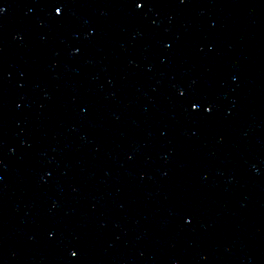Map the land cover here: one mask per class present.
Instances as JSON below:
<instances>
[{"label": "snow or ice", "instance_id": "1", "mask_svg": "<svg viewBox=\"0 0 264 264\" xmlns=\"http://www.w3.org/2000/svg\"><path fill=\"white\" fill-rule=\"evenodd\" d=\"M136 7L139 8V7H141V5H140V4H137ZM2 11H3V9H0V12H2ZM60 12H61V8H60V7H57V8H56V13H57V15H59ZM193 107H194V108H198V107H200V105H199V104H194ZM75 255H76V253L73 252V253H72V256H75Z\"/></svg>", "mask_w": 264, "mask_h": 264}]
</instances>
